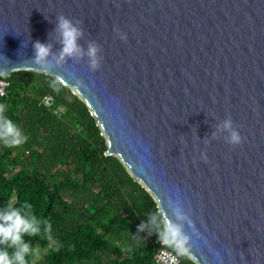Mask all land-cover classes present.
<instances>
[{
    "label": "water",
    "instance_id": "95a60500",
    "mask_svg": "<svg viewBox=\"0 0 264 264\" xmlns=\"http://www.w3.org/2000/svg\"><path fill=\"white\" fill-rule=\"evenodd\" d=\"M59 15L100 45L97 71L32 63L34 42L62 47ZM16 69L60 76L158 210L179 199L195 264H264V0H0V76Z\"/></svg>",
    "mask_w": 264,
    "mask_h": 264
},
{
    "label": "trees",
    "instance_id": "16d2710c",
    "mask_svg": "<svg viewBox=\"0 0 264 264\" xmlns=\"http://www.w3.org/2000/svg\"><path fill=\"white\" fill-rule=\"evenodd\" d=\"M5 79L0 104L28 139L18 147L0 142V209L27 201L51 224V238L43 226L38 236L23 237L32 246L28 264H154L159 246L178 264H195L159 242L148 221L158 212L154 198L116 155L103 153L104 136L70 87L58 85L57 93L50 87L54 76L30 69ZM42 95L52 98L51 106L40 102ZM141 223L147 227L138 232Z\"/></svg>",
    "mask_w": 264,
    "mask_h": 264
},
{
    "label": "clouds",
    "instance_id": "9594fccd",
    "mask_svg": "<svg viewBox=\"0 0 264 264\" xmlns=\"http://www.w3.org/2000/svg\"><path fill=\"white\" fill-rule=\"evenodd\" d=\"M82 21L72 20L64 15L56 17V40L62 46L58 52H52V44L36 41L33 44L35 65H40L48 69L51 68L50 58L57 65L62 64L66 59H74L77 62L86 56L88 68L97 71L103 60L102 49L95 41H89L86 50L79 41L83 38L84 32ZM121 40H126V34L120 32L119 28H114ZM79 85L80 81L76 82ZM64 80L57 76L50 84V87L57 93L60 92L58 85H63ZM6 105L0 104V142L8 147H18L27 142V136L23 134L21 127L12 119L8 118ZM217 132L223 133L224 141L235 147L243 142V137L234 126L231 117H227L217 125ZM213 138H217V133H213ZM207 143V141H206ZM201 158L206 160L204 153ZM172 218L161 208L157 213H149L148 221L155 226L157 238L161 244L172 246L178 256H184L189 253L191 247L190 237L184 232V224L189 217L181 206L179 199L170 201ZM163 219L161 220V215ZM43 233L51 238V224L47 220L39 219L34 213L33 205L24 201L19 207H4L0 209V264H28L26 257L32 252L30 243L24 240V236H38ZM147 225L141 223L137 226L138 232L145 231ZM130 251L131 249H123Z\"/></svg>",
    "mask_w": 264,
    "mask_h": 264
},
{
    "label": "built area",
    "instance_id": "2783aa9c",
    "mask_svg": "<svg viewBox=\"0 0 264 264\" xmlns=\"http://www.w3.org/2000/svg\"><path fill=\"white\" fill-rule=\"evenodd\" d=\"M7 83L5 76H0V96L4 94ZM40 102L45 106H51L52 98L49 95H42L40 97ZM152 259L154 264H178L175 254L163 246H159L155 249Z\"/></svg>",
    "mask_w": 264,
    "mask_h": 264
},
{
    "label": "rangeland",
    "instance_id": "374dc122",
    "mask_svg": "<svg viewBox=\"0 0 264 264\" xmlns=\"http://www.w3.org/2000/svg\"><path fill=\"white\" fill-rule=\"evenodd\" d=\"M39 252H40V250H38V248H34V255H33V257L34 258L38 257L39 256Z\"/></svg>",
    "mask_w": 264,
    "mask_h": 264
}]
</instances>
